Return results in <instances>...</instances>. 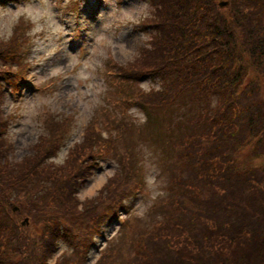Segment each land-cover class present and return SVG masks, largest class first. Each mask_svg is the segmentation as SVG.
Here are the masks:
<instances>
[{"label": "trees", "instance_id": "obj_1", "mask_svg": "<svg viewBox=\"0 0 264 264\" xmlns=\"http://www.w3.org/2000/svg\"><path fill=\"white\" fill-rule=\"evenodd\" d=\"M149 1L148 46L141 48L135 64H128L127 73L159 77L163 87L148 94L134 91L139 93L135 101L150 115L181 96L196 108L191 117L193 133L176 141L177 166L169 173L170 179L177 178L165 191L166 205L174 196L184 212L172 218L176 229L171 224L158 231L150 229L153 237L146 242L142 264H264V164L257 161L264 160V0H225L223 8L218 0ZM20 23L11 37L0 41V51L16 44ZM248 68L260 78L261 86L243 83ZM120 71L125 73L123 68ZM1 95L0 90V104ZM214 95L217 101L212 104ZM121 99L120 119L114 116L105 126L113 125L129 135L134 122L126 118L127 107ZM180 103L187 105L182 99ZM6 120L0 112V264H48L58 240L67 245L71 237L75 240L76 226H83L84 232L80 249L73 253L85 261L103 225L123 208L133 163L127 162L129 173L124 170L125 182L118 194L112 190L116 182L110 179L98 196L80 202L76 194L93 166L88 161L92 126L86 127L82 145L72 148L64 166L58 168L45 159L57 148L51 138H61L58 122L63 118H51L47 124L50 139L40 137L43 159L42 153L36 159L26 155L18 163L6 154ZM156 123L147 121L145 127ZM12 202L19 208L14 213L10 212ZM24 214L36 230L19 227L17 220ZM172 230L176 233L169 236ZM114 246L110 243L98 264L112 257ZM62 262L68 264L61 259L55 264Z\"/></svg>", "mask_w": 264, "mask_h": 264}, {"label": "rangeland", "instance_id": "obj_2", "mask_svg": "<svg viewBox=\"0 0 264 264\" xmlns=\"http://www.w3.org/2000/svg\"><path fill=\"white\" fill-rule=\"evenodd\" d=\"M145 4L148 5L146 0L0 2V41L11 37L17 23L22 22L18 25L22 28L21 33L14 37L26 51L24 63L31 64L33 88L44 84L49 86L45 90L27 89L21 99L4 96L5 100L0 104L1 118L7 119L3 132L7 144L5 148L9 146L6 154L12 163L22 162L26 155L36 159L41 153L40 161L43 159L45 149L42 150L44 144L40 137L50 139L53 136L47 130L51 118L64 119L58 122L61 123V138H51L56 141L52 146L57 144V148L46 160L49 165L58 168L64 166L72 148L82 145L86 127L96 124L93 127L96 129L97 146L92 145L90 159H87L89 161L99 153H104V156L102 159L97 157L98 166H93L91 176L79 192L82 202L98 196L110 179L116 182L112 190L118 194L122 182H125L127 162L133 163V170L131 173L128 171L131 179L127 180L131 183L127 186L129 190L137 188L139 192L130 202L125 200L130 207L124 215L127 220L119 229L116 221L107 225L105 236L97 239L96 247L85 261H80L78 253L62 247L56 256L65 250L61 261L66 260L68 264H98L95 260L99 250L109 241L115 244L112 257L100 264H142L146 261V242L153 237L148 233L150 229L158 231L164 224H171L176 229L178 224L172 218L177 217L180 211L184 212L183 206L174 203V196L168 199L171 203L166 205L165 191L177 178L170 179L169 173L177 166L178 150L173 142L186 133H193L190 116L193 114L191 110L196 107L182 105L181 99H176L172 104L155 110V114L148 118L142 109L127 103L131 108L127 110L126 118L134 122L133 133L123 135L113 125L105 126L114 116L116 120L120 119L122 106L119 100L124 96L131 99L128 89L155 90L160 87L159 79L120 82L118 77L105 73L123 68L125 73H121L128 74V64L136 63L142 45L149 38L141 28V21L151 10L148 5L145 13L142 10ZM247 81L261 80L249 70ZM121 101L126 103L125 98ZM216 101V96H212L211 103ZM99 115L101 122L96 120L101 118ZM104 118H107V123ZM150 120L156 121V125L145 127ZM245 152L246 149L242 150L243 154ZM257 161L264 164V160ZM179 177L183 178V172L180 171ZM164 202L166 208H163ZM166 210L172 213H165ZM25 227L36 230V226L30 223ZM74 232L76 243L80 245L83 226H76ZM175 233L172 230L169 236ZM26 234L31 236V232ZM154 248L159 249L160 245Z\"/></svg>", "mask_w": 264, "mask_h": 264}, {"label": "clouds", "instance_id": "obj_3", "mask_svg": "<svg viewBox=\"0 0 264 264\" xmlns=\"http://www.w3.org/2000/svg\"><path fill=\"white\" fill-rule=\"evenodd\" d=\"M31 7V6H30ZM118 7V6H117ZM118 8H120V9H123V8H121V7H118ZM147 8H148V5H143V11L146 13L147 12Z\"/></svg>", "mask_w": 264, "mask_h": 264}, {"label": "water", "instance_id": "obj_4", "mask_svg": "<svg viewBox=\"0 0 264 264\" xmlns=\"http://www.w3.org/2000/svg\"><path fill=\"white\" fill-rule=\"evenodd\" d=\"M220 5H223V4H220Z\"/></svg>", "mask_w": 264, "mask_h": 264}]
</instances>
